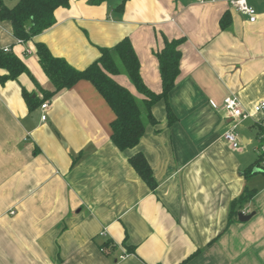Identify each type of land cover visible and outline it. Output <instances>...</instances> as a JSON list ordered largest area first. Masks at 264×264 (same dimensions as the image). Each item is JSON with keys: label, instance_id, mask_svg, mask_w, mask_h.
<instances>
[{"label": "crops", "instance_id": "obj_1", "mask_svg": "<svg viewBox=\"0 0 264 264\" xmlns=\"http://www.w3.org/2000/svg\"><path fill=\"white\" fill-rule=\"evenodd\" d=\"M88 1L56 9L54 26L27 42L0 22V49L29 73L0 85V264H264V174L243 175L257 158L263 116L254 107L264 102V0H247L255 23L226 0H129L122 12L115 9L121 0ZM224 13L231 22L221 30ZM164 37L184 38L168 95L177 120L168 125L165 102L156 103L157 123L134 149L112 143L113 112L87 81L57 93L46 110L27 108L22 88L41 97L31 77L53 90L36 43L83 70L99 49L128 38L144 84L159 93L155 52ZM114 80L142 98L126 76ZM227 97L250 115L236 150L223 138ZM138 152L154 190L129 164ZM246 187L256 193L242 213L254 216L227 225L230 204ZM106 241L115 245L108 254L100 249Z\"/></svg>", "mask_w": 264, "mask_h": 264}, {"label": "trees", "instance_id": "obj_2", "mask_svg": "<svg viewBox=\"0 0 264 264\" xmlns=\"http://www.w3.org/2000/svg\"><path fill=\"white\" fill-rule=\"evenodd\" d=\"M15 1L8 6L0 0V22L8 21L11 24L13 36L20 42L34 39L56 23L54 12L58 8H68L70 0H9ZM106 0H89L93 6L100 5ZM129 0H121L116 10L122 12ZM230 16L224 13L219 21L221 30L230 25ZM184 38L163 39V47L155 52L158 62V71L161 80V91H151L143 82L140 75V63L128 38L120 40L113 48L99 49V58L83 70L72 67L63 58L55 57L42 43H36L38 63L44 74L53 86L52 91L43 90L31 77L41 97L34 96L22 88V97L27 108L32 111L44 102L52 99L57 93L69 90L80 81L92 84L96 91L112 110L110 139L119 151L134 149L140 142L147 125L157 123L152 114V107L159 101L166 105V121L168 125L176 122V117L168 103V95L174 89L180 74L181 51L179 49ZM29 75L24 63L10 50L0 49V85L8 81H17L22 74ZM124 75L131 82L136 92L142 96L136 98L125 86L114 80L115 76ZM258 144L264 136V129L258 126ZM129 164L150 190L156 188L152 170L141 153H135L129 158ZM254 168L260 169L264 174V153H257L255 162L244 172V176L253 175ZM255 189L247 187L242 193L232 200L228 216V224L238 221V214L242 213L245 206L254 197ZM100 249L108 254L115 245L106 241ZM128 252L133 249L127 248Z\"/></svg>", "mask_w": 264, "mask_h": 264}, {"label": "built area", "instance_id": "obj_3", "mask_svg": "<svg viewBox=\"0 0 264 264\" xmlns=\"http://www.w3.org/2000/svg\"><path fill=\"white\" fill-rule=\"evenodd\" d=\"M200 3H205L208 0H198ZM213 1V0H209ZM229 4L230 8L235 12L245 16L249 23H255L257 19V14L255 9L248 4L247 0H226ZM49 102L46 101L41 105L42 110H46ZM223 110L227 114V118L230 119L228 123V128L225 131L223 138L224 140L230 144L231 148L236 150L239 147V139H238V129L242 121L250 117L249 113L246 112L240 102L234 97H227L223 101ZM255 113H263V116L258 121V125L264 129V102H260L254 107ZM45 116H42V120H45ZM257 153H264V136L261 140L260 146L256 147ZM13 214V212H11ZM102 236L105 234L102 233ZM126 255L120 256V259H124Z\"/></svg>", "mask_w": 264, "mask_h": 264}, {"label": "water", "instance_id": "obj_4", "mask_svg": "<svg viewBox=\"0 0 264 264\" xmlns=\"http://www.w3.org/2000/svg\"><path fill=\"white\" fill-rule=\"evenodd\" d=\"M261 172L262 171L260 169H257V168H254L252 171L253 174L261 173ZM253 216H254V213H251L248 215H245L244 213H240V214H238V221L240 223H245V222L249 221Z\"/></svg>", "mask_w": 264, "mask_h": 264}, {"label": "rangeland", "instance_id": "obj_5", "mask_svg": "<svg viewBox=\"0 0 264 264\" xmlns=\"http://www.w3.org/2000/svg\"><path fill=\"white\" fill-rule=\"evenodd\" d=\"M3 1L7 4V1H8V0H3Z\"/></svg>", "mask_w": 264, "mask_h": 264}]
</instances>
